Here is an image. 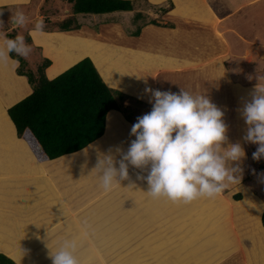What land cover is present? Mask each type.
Listing matches in <instances>:
<instances>
[{
	"label": "crops",
	"instance_id": "0c3cea01",
	"mask_svg": "<svg viewBox=\"0 0 264 264\" xmlns=\"http://www.w3.org/2000/svg\"><path fill=\"white\" fill-rule=\"evenodd\" d=\"M173 1L175 7L168 15L172 27L147 24L131 41H125L129 36L117 24L103 25L98 33L78 22L80 30L31 34L33 44L41 47V57L50 60L45 75L52 80L89 57L105 84L125 95L123 106H129L128 112L136 113L146 106L147 113L151 111V94L146 88L204 94L224 113L227 142H239L243 147L246 155L241 168L248 161L242 109L258 82L264 84L257 79L261 75L244 76L253 56L261 63L264 53L259 51L261 44L227 22L264 0H221L220 9L207 0ZM260 7L264 9V4ZM72 36L83 38L84 45H68L63 53L61 44L71 41ZM76 47L82 50L78 58ZM233 62L241 78L232 74ZM56 64L62 67L55 70ZM16 69L11 62L0 65V254L15 264H51L49 249L54 251L64 237L78 236L81 246L76 255L83 264H124V257L136 264L138 250L123 249L124 234H132L128 239L147 241L161 233L169 242L164 246L177 257L171 260L164 256L163 264H247L253 225L243 220H249L247 209L256 207L260 222L264 210V202L248 187L249 182L244 184L241 177L239 184L227 189L232 193L224 191L215 199L174 204L148 197L146 180L137 176L146 177L149 169L129 165V178L117 177L119 185L103 191L94 171L98 159L111 154L119 160L116 149L126 152L135 139L130 136L134 123L116 110L107 113L103 135L87 147L39 162L27 143L17 137L7 115L8 108L32 93L27 78L17 75ZM134 115L131 117L141 113ZM236 193L243 199L234 201ZM238 208L247 209L238 213ZM214 222L226 223L230 243L225 230L219 224L213 226ZM141 225L148 227L144 230ZM258 225L261 228V223ZM196 227L200 230H194ZM159 256L146 251V264H159Z\"/></svg>",
	"mask_w": 264,
	"mask_h": 264
},
{
	"label": "clouds",
	"instance_id": "9594fccd",
	"mask_svg": "<svg viewBox=\"0 0 264 264\" xmlns=\"http://www.w3.org/2000/svg\"><path fill=\"white\" fill-rule=\"evenodd\" d=\"M9 2L0 0V16ZM27 21L24 12L17 9L11 13L10 22L14 27L24 28ZM3 24L0 20V26ZM44 27L43 20H38L30 34H43ZM31 51L23 35L9 38L7 33L0 32V65L11 62L13 68H19L20 60L13 54L27 58ZM257 79L262 80L264 76ZM145 92L151 94L152 108L137 117L132 125L130 136L135 139L130 141L127 151L116 149L119 160L111 154L102 155L94 168L103 191L119 185L117 177L128 179L129 165L149 169L146 177L137 176L146 180L148 197L174 204L215 199L230 186L239 184L245 151L239 142H227L224 113L206 95H193L182 89L174 93L146 88ZM241 115L247 125L244 142L257 145L252 159H264V84L258 82L255 86ZM80 246L78 236L62 238L54 251L49 249L51 264H83L76 255Z\"/></svg>",
	"mask_w": 264,
	"mask_h": 264
},
{
	"label": "trees",
	"instance_id": "16d2710c",
	"mask_svg": "<svg viewBox=\"0 0 264 264\" xmlns=\"http://www.w3.org/2000/svg\"><path fill=\"white\" fill-rule=\"evenodd\" d=\"M72 3L71 14L63 30H78L80 24L75 15H104L114 12H130L138 0H65ZM162 9L166 13L173 9ZM140 12L134 19H139ZM147 24L159 27H172L150 20ZM146 24V25H147ZM141 27L133 36H138ZM14 38V33H7ZM16 72L25 76L32 93L11 106L7 115L13 123L17 137L23 139L36 159L45 162L80 151L100 138L105 130L106 115L111 110L122 111L129 122L135 123L127 107L123 106L125 95L109 88L89 58H85L68 70L49 80L44 70L50 61L43 59L35 72L26 70L21 57ZM36 73V74H35ZM233 200H240L236 193ZM264 228V210L261 214ZM0 264H15L11 259L0 254Z\"/></svg>",
	"mask_w": 264,
	"mask_h": 264
},
{
	"label": "rangeland",
	"instance_id": "374dc122",
	"mask_svg": "<svg viewBox=\"0 0 264 264\" xmlns=\"http://www.w3.org/2000/svg\"><path fill=\"white\" fill-rule=\"evenodd\" d=\"M207 1L210 5H212L215 8L220 9L222 6L221 0H207ZM170 2L172 3L173 9H174L175 3L173 0H159L158 2H152L151 0H138L133 10L130 12H114V13L104 14V15L77 14L75 15V18L77 22L83 25V27L94 30L95 33H98L99 30H103L102 28L103 25L117 24L122 27L125 35L129 36L125 38V41L127 40L131 41L133 37L134 38L137 37V36H133V33L136 31V29L139 27H141L142 29V27H144L150 20H157L161 24L166 23V22L168 23V19L170 20L168 15L173 9L166 12L165 14L162 13V9L168 8L170 5L169 4ZM262 4H264V1L257 3L256 6H251L246 9L241 10L238 14L235 15V17L230 22H227V23L231 24L232 26H235L242 34H244V31H245L246 38L251 39L252 41H255L256 43L261 44L262 46L260 47L259 51L264 53V9L260 7ZM17 9L24 12V14L28 17L27 26L24 28L14 27L10 22L11 13L15 12ZM71 9H72V3H69L68 1H65V0H28L27 3L23 2V0H10L8 6L3 9V15L0 16V20H2L4 24L0 26V32L12 33V34L14 33V38L18 34L23 35L25 37V42L32 47V51L27 58L21 57L25 61L26 70H31L35 72L37 66L42 64L43 59L49 60L48 58L41 57V52H40L41 47H36L33 44L30 30L34 27V23L42 19L45 25L44 30L48 32L57 31V30L64 31V32L73 31V30H63L64 25H66L67 23V17L68 15L71 14ZM138 12H140L141 16L139 19L136 20L134 19V16ZM169 22L171 23V21ZM81 28H79L78 30H80ZM255 35H256V38H254ZM37 37L39 36L37 35ZM72 44L76 46L84 45V39L79 36L77 37L72 36L71 41L69 40L67 41V43L61 44L62 46L61 49L63 53H65V51L67 50L66 49L67 46L68 45L71 46ZM76 50H78L76 52V58H78L82 55V50L78 47H76ZM85 58H89V57H85ZM58 67H62V65L56 64L55 70H57ZM230 68L234 76L241 78L239 76V73L237 72V67L235 66L234 62L233 64H230ZM247 69L248 71L245 74L244 79H247L248 77H257L258 75H261V77L264 76V62L259 63L257 56H253V64H251L250 66H247ZM44 73H45V70H44ZM261 81L264 82V79H262ZM138 105L141 106L142 103L139 102ZM128 107L129 106H127V108ZM146 109H147V106H146ZM146 109L144 111H142L143 109L139 110L141 115L147 113ZM140 113L139 112L136 113V111L135 112L132 111L129 114L130 116L132 114L133 116H135L134 114H140ZM133 118H134V121L136 122L137 116ZM256 148H257V145L247 143L248 161L246 163H242L241 165V169H242L241 177L243 178L242 182L244 184H247L249 182L247 184L248 187L252 188L255 192H257L261 201L264 202V159H261L259 161H254L252 159V153L256 150ZM225 192L232 193V190L226 189ZM236 192H239V191H236ZM241 197L242 198L240 200L243 199V196ZM212 203L213 202L211 201L208 205H211ZM255 208L256 207H253L250 209L243 208V209L248 210V215H249V220L244 219L243 223L252 222V225H253V229H252L253 233L251 237L252 241L249 239L251 245L249 247V253L247 254V257H246L247 264H260L261 262L264 261V233H263L264 229L262 228V225H260L263 230L262 231L258 225V223L260 224L261 221L258 222L259 214L257 210H255ZM243 209L238 208L236 212L238 213L246 212ZM229 210H230V207H229ZM211 224L213 226H216L219 223L214 222ZM219 225L225 230V232L227 233V236L230 237L229 235L230 229L229 227L227 229L226 223H220ZM140 227L146 230L148 226L145 225L143 227L141 225ZM161 228L163 230V226H160L159 229L161 230ZM195 229H198V228L196 227L194 228V230ZM249 230L250 229L248 227V230L243 235L246 236ZM156 232H157V229H156ZM200 233L201 232H199V234ZM199 234L197 235L200 236ZM131 235L132 234H124L123 236L124 241L121 242V244L123 245V249L132 248V249L138 250L137 251L138 261L136 262V264H146L147 263L146 251L156 252L157 254H159L160 255L159 260H158L159 264L164 263V259H165L164 256L171 260L177 258L174 256V253H175L174 251L172 250L170 252L168 251L169 246L168 247L164 246L165 245L164 242H168V241L163 239L164 236L161 233H160V236L156 235L154 240H147V241L146 239L144 240L128 239L130 238ZM196 239L197 238L194 237V242ZM244 239H247V238L244 237ZM135 241H138V242H135ZM173 242L174 244L177 243V246H178V242L176 241V239ZM228 243H230V241H228ZM109 245H110V242L107 243V246ZM177 246L173 245V248L175 249ZM223 248L225 247H222L221 249ZM124 259H125L124 264H130L129 257L127 258L124 257Z\"/></svg>",
	"mask_w": 264,
	"mask_h": 264
},
{
	"label": "bare ground",
	"instance_id": "6f19581e",
	"mask_svg": "<svg viewBox=\"0 0 264 264\" xmlns=\"http://www.w3.org/2000/svg\"><path fill=\"white\" fill-rule=\"evenodd\" d=\"M126 105H128V103H125ZM228 239H230V237H227V241H229Z\"/></svg>",
	"mask_w": 264,
	"mask_h": 264
}]
</instances>
